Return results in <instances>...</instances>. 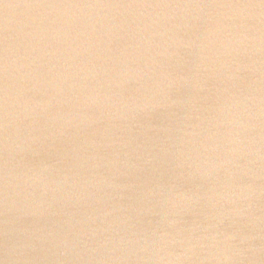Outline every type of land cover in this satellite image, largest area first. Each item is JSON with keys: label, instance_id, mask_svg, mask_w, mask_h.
<instances>
[{"label": "water", "instance_id": "water-1", "mask_svg": "<svg viewBox=\"0 0 264 264\" xmlns=\"http://www.w3.org/2000/svg\"><path fill=\"white\" fill-rule=\"evenodd\" d=\"M0 264H264V0H0Z\"/></svg>", "mask_w": 264, "mask_h": 264}]
</instances>
